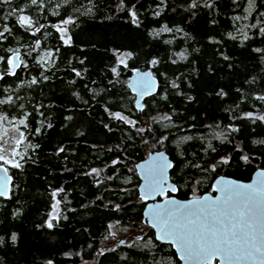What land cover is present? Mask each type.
<instances>
[{"label":"trees","instance_id":"obj_1","mask_svg":"<svg viewBox=\"0 0 264 264\" xmlns=\"http://www.w3.org/2000/svg\"><path fill=\"white\" fill-rule=\"evenodd\" d=\"M22 7L36 27L44 25L40 32L15 16L2 19ZM68 17L74 23L65 45L53 25ZM4 25L12 32L0 38L1 56L18 48L27 67L0 80V99L14 100L0 114L26 117L21 167L10 166L11 195L0 196V264H178L173 245L143 221L148 200L136 164L165 149L178 189L168 194L181 198L214 192L220 174L248 180L264 167V121L243 118L264 112V0H43L42 7L12 0L0 4V31ZM165 25L172 31L160 32ZM119 52L132 56L120 64ZM138 68H151L160 82L141 109L129 85ZM56 200L59 220L49 229ZM113 223L141 229L143 242L103 247L117 243Z\"/></svg>","mask_w":264,"mask_h":264},{"label":"snow or ice","instance_id":"obj_2","mask_svg":"<svg viewBox=\"0 0 264 264\" xmlns=\"http://www.w3.org/2000/svg\"><path fill=\"white\" fill-rule=\"evenodd\" d=\"M68 3V0H64ZM123 2V0H121ZM12 0H0V4L10 5ZM31 5L43 6V0H30ZM211 6V5H209ZM59 7V5H57ZM192 7H196L193 3ZM135 8V5H133ZM21 14L17 15V12ZM23 7L20 9H11L7 16L2 17V19H7L8 16H15L17 22L21 27L25 29H34V33L40 32L44 25L39 27L35 26V21L31 16L23 14ZM53 15H58L57 12H53ZM130 15L133 17V21H136L137 13L134 10H130ZM155 15L159 16L160 12L157 11ZM239 19V17H237ZM74 20L72 17L65 18L59 23L54 24L53 27L61 34L60 38L63 40L65 45L71 44V36L68 34L67 25L73 24ZM255 27V25H253ZM160 32L172 31L166 25L159 30ZM260 31L264 33V28ZM12 29L7 25L3 26V30L0 31V38L7 39L5 33L11 34ZM159 35V32L155 33ZM234 38V37H233ZM247 39V36H245ZM41 42L36 41V48L40 47ZM36 50V49H33ZM257 51H260L257 49ZM7 52L10 55L0 56V63L5 64L6 68L3 73H0V80H3L5 76H15L16 70L20 68L24 61L21 59L20 50L9 48ZM52 53L48 52L45 56H42L41 63L52 57ZM130 58L132 53L121 54ZM181 59H185L184 53H179ZM227 59V57H225ZM120 64H125V59L119 60ZM152 64L158 63L157 60H153ZM27 67V64H24ZM113 72L116 69L113 68ZM79 75V73H77ZM46 78V77H45ZM31 84H36V78H33L30 82ZM139 88V94L141 96L151 93L150 81L147 79V74L141 76L136 85ZM8 91V89H5ZM259 100H264V96H259ZM14 103L13 97L9 95L6 99H0V105H12ZM139 107V102H137ZM23 107V105H19ZM117 119L127 120V117L122 116L120 113H113ZM243 118L248 119H259L264 121V115L254 116L252 112L244 113ZM8 117L6 115H0V122L6 121ZM69 119H71L69 117ZM161 119L170 120V116H164ZM129 124L135 126L134 121L127 120ZM19 125L26 126V117L24 119H19ZM51 127V125H49ZM37 132L40 129H36ZM139 131H144V129H139ZM231 131H238V129L232 128ZM24 139V133H20V139L17 140V144L21 143ZM166 139V137H165ZM185 139L190 140L192 137H186ZM163 141H161L162 143ZM209 148L212 145L209 143ZM59 151H64L63 148ZM212 151H215L212 148ZM17 153H14V155ZM23 158V157H21ZM244 160L248 158L243 157ZM0 161H5V163H12L10 160H5L3 155H0ZM221 164H228L229 158L222 157L219 161ZM15 168H20L21 164L19 162L12 163ZM164 167H172L171 163L164 165ZM215 168V165L212 166ZM157 171L162 175V169L157 166ZM7 172V169H4ZM92 173L99 174L98 169H92ZM10 177L5 175L4 183L0 184V196L8 195V181ZM145 184V195L144 198L147 199L151 195H166L165 188L157 181L153 179L151 173L146 176ZM219 187L216 189L220 192V196L214 200L209 201L208 197H204L203 200L197 198L193 205H182L178 204L176 201H169V206L160 208L159 205L155 206V211L153 213V218L158 220L161 227V239H168L174 243L178 250L182 253L181 259L193 260L200 259L203 261H210L216 256H221L226 260L233 259H250L255 258L258 255L264 253V239H262V234L264 230L261 229L260 221L256 211V198L261 194H264V187L260 185L252 184H234L231 181H220ZM173 192L177 191L175 187L171 189ZM58 191H63L59 189ZM57 195V192H53V197ZM59 205L60 200H56L52 205V214L50 218L46 221V226L51 229L54 227L53 221L59 220ZM118 207V206H117ZM15 240V235L12 236ZM48 264H53L52 261H48Z\"/></svg>","mask_w":264,"mask_h":264},{"label":"water","instance_id":"obj_3","mask_svg":"<svg viewBox=\"0 0 264 264\" xmlns=\"http://www.w3.org/2000/svg\"><path fill=\"white\" fill-rule=\"evenodd\" d=\"M0 56H1V52H0ZM0 73H3V71L0 70ZM144 74H147V79L150 81L151 93L150 94L146 93L145 95L141 96L139 94V88L136 85L138 84L139 78ZM159 84H160L159 79L154 75L153 70L151 68H146V69L138 68L133 71L129 80V85L136 94L135 102L136 105L137 102H139L140 105L138 107L139 109L143 107L144 99L147 96L153 95L158 91ZM168 163H171L172 167H164V165ZM173 163H174L173 159L170 157L169 153L165 149H154L148 153L147 157L140 160L136 164V171L140 178L139 192H140V196L143 199H145L144 198L145 184L147 182L146 176L149 173H151L153 179L159 182L166 190V195H159V194L151 195L147 199H145L148 200V202L143 211V221L144 223L150 225L154 229L155 236L159 241L169 242L173 245L180 260L178 264H264V253L258 255L255 258H250V259L226 260L223 259L221 256H216L210 261H203L200 259H193V260L181 259L182 253L178 250V247L171 242V240L159 238L161 236L162 225L158 220L153 218L155 206L159 205L160 208H164L166 206H169V201L171 200L176 201L178 204L189 205V206L193 205V202L197 198L203 200L204 197H208L209 201L214 200L215 198L221 195L220 192L216 190L219 187L218 182L220 181H231L234 184H252V185H260L261 187H264V167H258L253 172L252 177L248 180L240 179L227 174H220L213 181L214 192L208 191L201 195H194L188 198H181L175 194H168V191L173 192L171 190L173 187L177 189L176 183L171 178ZM157 166H159L162 169V175L160 174L159 171H157ZM4 169H7L6 173L4 172ZM5 175H7V177H10V180L8 181L9 191L7 196H2V197L9 198L12 191L13 175L11 174L8 166L5 163H0V184L4 183ZM256 211L260 221L261 229L264 230V194H261L256 198ZM262 239H264V234H262ZM124 241H126V238L117 239V242H124Z\"/></svg>","mask_w":264,"mask_h":264},{"label":"rangeland","instance_id":"obj_4","mask_svg":"<svg viewBox=\"0 0 264 264\" xmlns=\"http://www.w3.org/2000/svg\"><path fill=\"white\" fill-rule=\"evenodd\" d=\"M59 23V22H58ZM123 52L118 53L119 60L124 59ZM264 115V112L261 113ZM23 132L18 124V121H13V117H8L6 121L0 122V155L5 157V160H10L12 163L18 162L22 157L23 148L22 142L17 144L20 139V133ZM24 140V139H23ZM14 153H17L14 155ZM11 163V164H12ZM112 239L126 238V243H142V230L126 228L123 226L112 224ZM108 243H104L103 246ZM77 264H96L95 259H86Z\"/></svg>","mask_w":264,"mask_h":264},{"label":"flooded vegetation","instance_id":"obj_5","mask_svg":"<svg viewBox=\"0 0 264 264\" xmlns=\"http://www.w3.org/2000/svg\"><path fill=\"white\" fill-rule=\"evenodd\" d=\"M0 70L3 71L2 69H0ZM0 115H2V114H0ZM13 121H17L16 118L13 117ZM19 127H20V125H19ZM42 127H43L42 125H39V128H42ZM18 162H20V158H19ZM0 163H5V161H0ZM5 164L8 166L9 171H10V166L12 164L11 163H5ZM137 246L138 245H136V244L135 245H133V244H123L122 245V244H120V243L117 242V243H108L106 246L104 245L103 247H137Z\"/></svg>","mask_w":264,"mask_h":264}]
</instances>
